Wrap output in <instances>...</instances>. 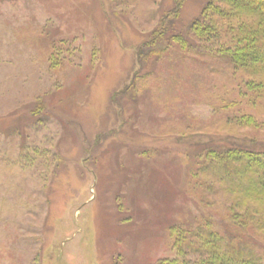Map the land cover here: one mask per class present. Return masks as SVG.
Wrapping results in <instances>:
<instances>
[{"label": "rangeland", "instance_id": "rangeland-1", "mask_svg": "<svg viewBox=\"0 0 264 264\" xmlns=\"http://www.w3.org/2000/svg\"><path fill=\"white\" fill-rule=\"evenodd\" d=\"M172 3L0 0V264H156L174 220L209 212L185 159L208 137L174 131L214 117L215 65L152 55L147 95L113 100ZM205 3L186 0L176 33Z\"/></svg>", "mask_w": 264, "mask_h": 264}, {"label": "trees", "instance_id": "trees-1", "mask_svg": "<svg viewBox=\"0 0 264 264\" xmlns=\"http://www.w3.org/2000/svg\"><path fill=\"white\" fill-rule=\"evenodd\" d=\"M185 2L173 0L160 15L138 49L137 83L113 95L115 101L133 86L147 95L150 80L140 72L152 55L182 61L194 54L221 77L205 96L214 117L174 131L179 141L208 137L193 145L195 160L185 159L193 202L209 212L174 220L168 238L175 255L156 264H264V0H206L186 31L176 33ZM52 62L60 63L55 53Z\"/></svg>", "mask_w": 264, "mask_h": 264}]
</instances>
